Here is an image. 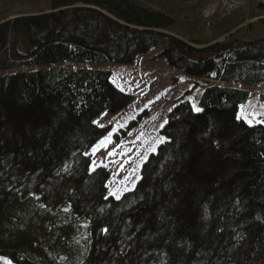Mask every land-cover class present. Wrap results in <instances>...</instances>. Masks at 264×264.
<instances>
[{"label":"trees","instance_id":"obj_1","mask_svg":"<svg viewBox=\"0 0 264 264\" xmlns=\"http://www.w3.org/2000/svg\"><path fill=\"white\" fill-rule=\"evenodd\" d=\"M207 1L182 3L201 13ZM145 2L49 0L0 22V256L11 264H264V124L237 115L264 84V25L245 41L232 38L238 23L209 17L229 36L193 47ZM10 34L23 45L15 58ZM155 48L205 82L198 111L173 105L139 180L114 198L87 150L104 134L97 120L131 97L101 66Z\"/></svg>","mask_w":264,"mask_h":264},{"label":"rangeland","instance_id":"obj_2","mask_svg":"<svg viewBox=\"0 0 264 264\" xmlns=\"http://www.w3.org/2000/svg\"><path fill=\"white\" fill-rule=\"evenodd\" d=\"M27 1L0 0V22L39 15L41 11H46L49 0ZM145 1L153 9L176 17V27L166 30L165 33L193 47H201L216 40L222 41L229 36L220 35L223 27L217 26V21L210 25L205 24L209 17H220L219 20L224 17V22L226 18L238 23L239 31L232 38L245 41L255 39L263 30L264 10L258 9L249 0H208L201 13H193V5L182 3V0ZM231 40L228 39L234 44ZM17 41L15 35H9L4 51L6 58H15L16 52L23 51V45ZM160 52V48L152 49L147 54L136 57L127 66L111 63L101 66L110 71L111 82L131 97L126 107L104 114L97 120V125L104 129V134L87 150L91 156L90 170L103 167L108 171V196L119 198L133 189L139 180L143 163L163 141L161 129L173 105L187 100L194 111L198 109L197 97L201 93L200 86L205 82L196 81L194 85L192 79L185 77L180 70L170 67L159 56ZM246 90L249 96L239 105L238 118L250 126L264 124V84ZM0 264L11 262L0 256Z\"/></svg>","mask_w":264,"mask_h":264},{"label":"snow or ice","instance_id":"obj_3","mask_svg":"<svg viewBox=\"0 0 264 264\" xmlns=\"http://www.w3.org/2000/svg\"><path fill=\"white\" fill-rule=\"evenodd\" d=\"M197 111H198V109H197Z\"/></svg>","mask_w":264,"mask_h":264}]
</instances>
